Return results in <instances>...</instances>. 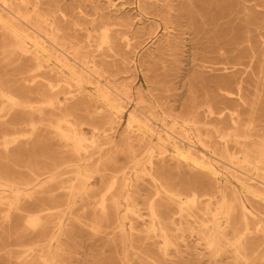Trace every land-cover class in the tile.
Instances as JSON below:
<instances>
[{"label":"rangeland","instance_id":"obj_1","mask_svg":"<svg viewBox=\"0 0 264 264\" xmlns=\"http://www.w3.org/2000/svg\"><path fill=\"white\" fill-rule=\"evenodd\" d=\"M9 1L14 9L31 16L30 25H36L43 18L61 30L60 37L67 41L68 48L66 53L53 50L61 59L74 64V58L80 56L86 67L94 68V63L101 66L106 72L92 77L91 81L102 86L107 83L114 97L125 91L123 85L127 83L134 103L138 102L140 93L149 97V103L179 99L183 94L184 101L191 102L196 93L202 100L204 83L197 78V71H202L203 65L211 67L210 62H216V58H228L229 74L238 69L247 71L249 51L259 46L257 23L263 11L257 0H194L200 3L193 10L204 30L199 40L194 41L196 48L193 50L188 41L193 36L185 35L184 28H179L177 23L175 30L167 31L161 18L144 16L141 0H123L118 6L114 5L119 3L117 0ZM189 2L174 0L172 5L174 9H182ZM173 13L177 14L175 10ZM154 19L158 21L157 32L142 35L140 31L147 28L148 33L150 26L147 24ZM121 21L128 22V25L112 26L111 31L127 29L128 35L119 39L111 50L107 43H103L100 28L93 30V23L100 26L102 22L116 24ZM22 27L33 38L28 44L29 57L35 55L33 40L50 45L46 38V30L50 26L43 25L42 35L29 26L22 24ZM169 32L175 36H167ZM248 37H252L253 42ZM175 39L179 41L178 47L162 48L163 43ZM15 42L14 36L0 25V77L6 80L17 78V67L22 58V51L13 47ZM207 51L211 53L210 58L205 57ZM239 62L241 64L233 67ZM42 63L43 66L49 65L45 59ZM31 64L33 76L42 75L45 71V68L38 69V62ZM258 70L256 66L257 75ZM257 75L248 76L251 85L248 83L249 91L244 96L250 105L257 108L258 118L264 119V85H259ZM53 82L63 101L66 93L77 91L75 85L70 87L58 78ZM186 84L188 86L184 87ZM93 87L95 85H88V89ZM189 87L192 91L188 93ZM76 93L61 111L56 110L57 104L37 103L46 113L44 118L38 114L37 104L33 102L27 112L35 113V124H27L19 131H10L6 137H0V167L12 176L0 180V197H5L4 191H10L7 184L17 183L23 189L32 187V183L26 186L34 181L32 170L47 163L43 168L47 171L53 166L52 160L63 162L73 154L75 141L80 138H83L82 156L92 157V166H98L102 173L90 176L87 189L80 191L79 186L88 178L77 175L75 166L64 164L53 183L45 190H39L40 194L44 192L45 205L51 208L48 213L38 212L40 207H36L35 199L42 196L39 193L33 199L23 195L22 202L13 207L8 202H0V264H46L50 255L57 256L51 264H264V204L257 205L259 217L249 218L253 230H258L250 237L253 244L260 246L257 255L237 256L232 248L228 250L227 243L222 244V252L216 253L207 244V237L197 233L215 222L213 213L216 205L194 209L195 217L188 216V210L182 212L179 206H174L176 219L168 221L166 226L174 244L167 246L152 227L149 209L151 198L156 197L160 203L167 197L156 195L159 187L146 172L152 167L150 160L156 167L161 166L163 146L156 137L150 136L148 129L137 131L136 128L128 130L136 135L133 142L110 143L104 135L124 131L126 124L109 130L110 127L103 125L102 121L110 117L111 111L103 103L89 98L88 90ZM6 104L10 106L7 101ZM144 108L148 114L152 111L148 105ZM95 127H100L101 131L96 133ZM67 134L70 135L69 140L66 139ZM16 138L18 142L14 141ZM8 147L11 150L20 148V155L11 157L6 152ZM135 161H139L140 166L132 171L144 170V173H131L127 180L115 174L118 167L133 165ZM223 167L226 168L225 165ZM164 173L176 184L209 191L210 178H198L192 169L185 167L179 171L170 165ZM125 182L131 183L132 193L138 196L137 213L130 212L124 199ZM196 182L198 185H194ZM26 207L28 209L24 211ZM36 215L42 219L37 226L30 222V217ZM243 221V211L237 209L232 212L230 224L242 227ZM233 237L231 234L229 238Z\"/></svg>","mask_w":264,"mask_h":264},{"label":"bare ground","instance_id":"obj_2","mask_svg":"<svg viewBox=\"0 0 264 264\" xmlns=\"http://www.w3.org/2000/svg\"><path fill=\"white\" fill-rule=\"evenodd\" d=\"M117 1L119 3L114 4L115 6L121 4L123 0ZM189 1L188 5L182 9L179 7L174 9V5H172L174 0L172 2L169 0H141V12L144 16L151 15L161 18L165 22L167 31L175 30L176 23L179 28H184L185 35L193 36L188 41L194 50L196 48L194 41L199 40V35L204 29L200 26L198 16L193 10L200 3L194 2V0ZM243 1L246 2V0ZM257 1L263 8L262 17L258 19L257 23L259 46L257 49L251 48L249 51L247 71L238 69L229 74L230 62L228 58H216V62L210 60L211 67L203 65V70L197 71V78L202 79L204 83L202 100L196 93L191 102L184 101L185 94H183L179 99L165 102L155 100L149 103V97L140 93L138 102L134 103L131 87L127 83L123 85L125 91L118 93V97H114L110 92L111 86L107 83L102 86L101 83L91 81L92 77L106 72L101 66L94 63V68L86 67L84 59L80 56L74 58V64H69L57 53H54L53 50L66 53L68 48L67 41L60 37L61 30L59 28L43 18L32 26L29 24L32 21L31 16L19 9H14L9 0H3V3H0V25L14 36L16 42L13 47L17 51H22V58L19 67H17L18 73L15 80H6L0 77V137H6L10 131H19L27 124H35L33 118L35 113L27 112V109L34 103L50 104L51 106L57 104L56 110L60 109L61 111L63 106L66 108L67 103L76 96V92L82 93L88 90L89 98L103 103L111 111L110 117L102 121L103 125L109 126V130H113L126 124V130L119 131L114 135H104L107 141L112 144L133 142L136 135L129 133L128 130L133 128H136L137 131L148 129L151 132L150 136L156 137L163 146L161 166L156 167L154 161L150 160L152 167L146 169V172L159 187L156 195L164 194L167 197L166 201L160 203L156 197L151 198L149 205L152 227L158 235L163 237L167 246L174 244L170 237L171 232L166 228L168 221L176 219L177 213L174 211V206H179L182 212L188 210L187 215L195 217L194 209L200 210V206L216 205V211L213 213L215 222L206 226L207 229L197 233L207 237V244L214 248L216 253L222 252V244L227 243L228 250L232 248V252L237 256L246 258L249 253L257 255L261 250L260 246L253 244L250 237L254 236L258 230H253L249 218L259 217L257 205L264 204V119L258 118L257 108L250 105L244 96L245 92L249 91L248 83L251 85L248 76L257 75L256 66L259 69L258 83L264 85V0ZM174 10L177 14L173 13ZM22 24L36 30L39 35H42L44 24L50 26V29L46 30L48 36L46 38L50 45H45L38 39L33 40L32 47L35 55L29 57L28 44L29 40L33 38L24 30ZM157 24L158 21L154 19L150 24H147L150 26L149 32L147 33V28H144L140 33L142 35L156 33ZM172 24L175 27L171 26ZM118 25L127 26L128 22L121 21L116 24L102 22L100 26L93 23V30L97 31L96 29L100 28L101 39L103 43L109 45L111 50L119 39L128 35L127 29L115 30V33H112L111 27ZM173 34L169 32L166 35L175 36ZM175 40L163 43L162 48L174 49L178 47L179 41ZM248 40L253 42L252 37H248ZM204 54L205 57L210 58L211 56H209L211 54L209 51ZM42 59H45L49 65L43 66ZM33 62H38V69L45 68L42 75H32L31 63ZM239 64L241 63H235L233 67ZM207 69L209 70L207 71ZM215 72H222V74H214ZM55 78L70 87L75 85L77 91L66 93L65 101L61 100L59 98L60 91L53 82ZM89 84H93L95 87L88 89ZM186 86L188 85H184V87ZM191 91L190 87L187 88L188 93ZM6 101L10 103V106H6ZM128 104L131 106L129 107ZM144 105L151 108L150 114L146 112ZM37 108L38 114L44 118L46 116L44 110L40 109L38 104ZM53 114L52 112L51 115ZM94 130L99 132L101 128L95 127ZM66 139H70L69 134ZM17 140L19 139L16 138L14 141ZM82 141L83 138L75 141L73 154L64 158L63 162L58 163V161L52 160L53 166L50 170L43 169L46 168L47 163L37 167L35 171L32 170L35 176L34 181L26 184L27 186L32 183V187L23 189L17 183L7 184L10 191H4L5 197H0V202H8L13 207L22 202L23 195L33 199L40 189L45 190L53 183L58 171L65 166L64 164L75 166L78 169L77 175L88 178L86 182L84 179V182L79 186L80 191H85L88 187L89 177L100 174L102 171L98 166H92V157L84 158L82 156ZM10 143L6 142V144ZM6 152L11 157H18L21 153L18 147L12 150L8 147ZM170 165L176 166L179 171L185 167L192 169L201 179L209 177V181L211 180L209 191H200L195 186H186L183 183L176 184L164 173L165 168ZM137 166H140L139 161H135L133 165L124 164L118 167L115 174L121 175L127 180L131 173L145 172L144 170L132 171ZM8 177L12 176H9L6 170L0 167V180ZM194 185H198V182ZM123 188L126 191L124 199L129 204L130 212L137 213L140 203L138 196L131 191V183L125 182ZM39 195L42 196L35 199V202L38 203L35 204L36 207H40L38 212L48 213L51 208L45 205L44 192ZM186 205L192 207H186ZM103 207H105V200ZM27 209L26 207L23 210L27 211ZM237 209L244 212L242 227L230 224L232 212ZM30 219V222L35 226L42 222L38 215L31 216ZM119 221L121 222V219ZM123 232L126 233L125 228H123ZM231 234L234 236L233 238H229ZM56 258L57 256L50 255L46 259V264H51Z\"/></svg>","mask_w":264,"mask_h":264}]
</instances>
